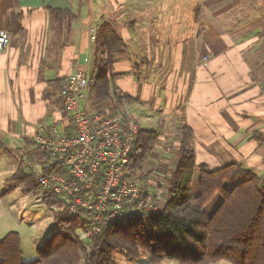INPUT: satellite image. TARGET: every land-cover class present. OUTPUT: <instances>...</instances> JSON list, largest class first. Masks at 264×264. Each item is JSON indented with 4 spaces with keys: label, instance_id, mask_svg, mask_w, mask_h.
I'll use <instances>...</instances> for the list:
<instances>
[{
    "label": "crops",
    "instance_id": "1",
    "mask_svg": "<svg viewBox=\"0 0 264 264\" xmlns=\"http://www.w3.org/2000/svg\"><path fill=\"white\" fill-rule=\"evenodd\" d=\"M164 3L169 5L165 0H0V31L11 36L0 53V148L10 154L21 151L31 171L20 168L8 182L22 171L40 176L44 169H56V159L37 138L48 137L53 127L64 135L72 132L61 87L77 67L97 71L91 30L98 34L105 23L117 32L116 27L134 36L138 31L144 51L140 63H134L135 54L123 40L127 52L113 72L118 76L115 91L143 120L141 129L155 125L151 132L159 135L145 164L147 182L176 169L184 128L192 132L197 165L217 171L239 164L264 176V0L195 1L186 34L192 40L176 48H160L161 39L182 37L172 20L148 25L154 7L157 19ZM51 10L70 14L58 19ZM82 105L91 112H113L89 93ZM21 245L23 260L30 262ZM37 250L30 253L31 261Z\"/></svg>",
    "mask_w": 264,
    "mask_h": 264
},
{
    "label": "trees",
    "instance_id": "2",
    "mask_svg": "<svg viewBox=\"0 0 264 264\" xmlns=\"http://www.w3.org/2000/svg\"><path fill=\"white\" fill-rule=\"evenodd\" d=\"M51 12L58 19L70 14ZM95 46L97 71L89 77L87 92L117 112L128 99L115 91L118 76L113 74V67L127 52L126 46L109 23L100 27ZM101 52L106 57H100ZM182 136L180 161L172 172L168 201L160 214L134 215L126 223L104 229L88 243L78 237L79 218L66 213L55 215V222L63 231L52 235L37 250L34 261L23 260L21 237L11 232L0 241V264H116L117 252L133 261L149 253L148 264H264V176L239 164L217 171L206 164L197 165L191 130L184 128ZM158 143V133L141 129L123 177L146 178L145 164ZM54 169L55 166L44 169L46 173L42 175ZM12 180L38 194L36 173L22 171ZM217 197L220 202L208 214ZM44 202L48 207L58 204L55 200Z\"/></svg>",
    "mask_w": 264,
    "mask_h": 264
},
{
    "label": "built area",
    "instance_id": "3",
    "mask_svg": "<svg viewBox=\"0 0 264 264\" xmlns=\"http://www.w3.org/2000/svg\"><path fill=\"white\" fill-rule=\"evenodd\" d=\"M97 36V30H91L92 43ZM10 40L9 32L0 31V53ZM88 85V74L77 67L60 93L72 132L64 135L53 127L48 137L37 138L57 164L54 171L39 176L38 195L43 202L58 201L49 207L54 215L66 213L81 220L77 234L84 243L134 215L160 214L168 201L172 176L168 173L152 184L141 176L123 177L141 127L125 103L118 112H91L83 107Z\"/></svg>",
    "mask_w": 264,
    "mask_h": 264
},
{
    "label": "rangeland",
    "instance_id": "4",
    "mask_svg": "<svg viewBox=\"0 0 264 264\" xmlns=\"http://www.w3.org/2000/svg\"><path fill=\"white\" fill-rule=\"evenodd\" d=\"M165 1H168L169 5H166L165 2L164 5L158 7L160 12L157 19L155 18V10L157 7H154V13L150 14L148 17V25L153 27L158 24L155 22L161 21L165 23L172 20L175 25L180 27L182 37L180 39L175 37L167 38V40L161 39L160 48L165 44L172 45L176 48L177 43L180 41L185 43L191 42V37L187 38L186 34L190 32L189 28L193 25L192 12L194 8L198 7V4L195 6V1L197 2V0H180V5L178 6L175 5L176 0ZM133 7L139 8V6ZM140 14L141 13H139L136 18V24L138 26L143 23L140 19ZM116 29L123 40L126 41L129 51L134 52H132L135 54V57L132 56L133 62L140 63L141 54L144 51L139 43L140 39L137 38L138 31L134 36L131 32L124 31L121 27H116ZM127 33H130L131 42L127 41ZM150 40L154 39H146V41ZM101 56L106 57V54L101 53L100 57ZM90 70L85 69L88 78L94 74L92 67ZM86 96H88V92ZM133 115L138 124L142 127L141 122L143 120L138 116V113H134ZM143 128L155 131L156 127L155 125H143ZM22 160L24 163L20 165L22 164ZM20 168L27 172H31L28 168V159L25 155L21 151H14V153L10 154V152L0 148V241L11 232L18 233L25 245V260L31 261L32 258H34L30 254L32 250L42 247L52 235L63 231V229L56 224L53 211L41 200L38 194L27 191L24 184L18 185L16 182L7 181L10 176L14 175L15 171ZM8 191L11 192L7 193ZM219 202L220 198L217 197L209 206L207 210L208 214L212 213ZM144 223H148V218L144 219ZM150 258L151 255L149 253H143L139 261H133L127 258L125 254H122V252H117L115 254L116 264H148ZM221 264L230 263L223 262Z\"/></svg>",
    "mask_w": 264,
    "mask_h": 264
}]
</instances>
